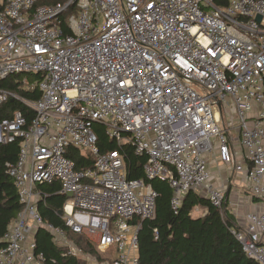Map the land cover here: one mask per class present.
Here are the masks:
<instances>
[{
	"label": "built area",
	"instance_id": "built-area-1",
	"mask_svg": "<svg viewBox=\"0 0 264 264\" xmlns=\"http://www.w3.org/2000/svg\"><path fill=\"white\" fill-rule=\"evenodd\" d=\"M41 1L0 0V107L17 101L33 112L29 124L20 110L0 121V143L19 141L7 174L22 206L0 238V264H46L35 252L38 229L65 243V231L37 211L38 184L56 182L71 195L61 211L65 229L99 253L113 249L107 264H138L133 222L154 216L153 180L170 188L173 213L193 191L224 216L212 159L242 174L264 203V0ZM70 6L66 33L60 18ZM14 76L39 98L1 87ZM32 76L39 79L28 85ZM94 125L146 156L144 178L127 179L118 150L100 152ZM70 147L91 167L75 169ZM240 154L244 163L236 164ZM231 234L264 264V212L247 213Z\"/></svg>",
	"mask_w": 264,
	"mask_h": 264
},
{
	"label": "trees",
	"instance_id": "trees-1",
	"mask_svg": "<svg viewBox=\"0 0 264 264\" xmlns=\"http://www.w3.org/2000/svg\"><path fill=\"white\" fill-rule=\"evenodd\" d=\"M68 0H42L41 5H64ZM225 4V0H219ZM220 4V3H219ZM68 7L66 13L73 10ZM64 32L67 31L65 16L60 18ZM22 76L9 77L1 82L3 89L15 92L28 101L39 98L37 90L25 91L22 89ZM27 84L36 83L38 76L27 77ZM14 110L22 111L27 124L33 118V112L17 101H8L0 107V121L9 119ZM97 133V146L100 152L105 153L118 150L124 161V169L128 180L144 178L143 166L147 158L144 155H135L130 145L117 146L116 143L105 137L100 125H94ZM19 154V141L0 143V238L8 226L22 211L12 179L7 174V165L14 164ZM65 156L70 159L75 169L88 168L92 165L90 157H84L74 148H67ZM157 193L155 211L152 219H145L133 223L139 224L137 231V258L138 264H257L247 258L238 241L231 234L237 228L235 218L227 213L226 203L224 216L214 208L206 198L190 191L182 198L176 213L170 207L172 192L165 182L153 180L150 182ZM41 194L37 204V211L45 224L61 228L72 238L75 245L84 253L96 258L97 264L103 262L95 246L84 237L67 231L64 227L62 206L66 200L61 194L56 182L36 185ZM205 210V215L193 218L194 208ZM51 234L45 229L36 231L34 242L35 252L44 256L46 264H87L83 259L68 256L64 250L57 247L52 241ZM104 255V254H103ZM108 256V252L105 254ZM109 257H107L108 259Z\"/></svg>",
	"mask_w": 264,
	"mask_h": 264
},
{
	"label": "crops",
	"instance_id": "crops-1",
	"mask_svg": "<svg viewBox=\"0 0 264 264\" xmlns=\"http://www.w3.org/2000/svg\"><path fill=\"white\" fill-rule=\"evenodd\" d=\"M233 150L234 151L239 150V146L237 145V143L233 144ZM242 160H243V158L241 157V154L237 155L235 157L236 164L244 163V162H242ZM209 169H210V172L212 175L211 185L215 186V187L222 188L225 190L226 202H227V198H228V200H229V202H228L229 206L228 207L233 208V209L231 208L232 214L235 218L237 226H240V227L243 226L244 217L247 213L264 212V203L257 201L251 197V195L249 193L248 185L245 181V177L242 174L233 173L232 166L221 165L217 161L210 159ZM37 191H38V193H40L39 190H37ZM64 197L66 198V200L62 206V210H63L64 205L67 204L69 202V200L71 199V197L69 198L65 195H64ZM205 213L206 212L204 209L196 207L193 209L191 215L193 218H199V217H203L205 215ZM58 215H60V214L58 213ZM61 216H62V214L60 215V217ZM35 234H36V232L34 233V237H35ZM64 242L65 243L63 244V246H59V245L55 244V242L53 241V243L57 247L64 250L65 253H66V251L71 250V249L77 250V251H79V254L76 255V258H81L85 262H88L90 264H97L98 263L96 258H93L89 254L81 251L75 245L74 241H72V238L68 237L66 231H65ZM109 251H110V255H111V258H110V261H111L115 257V251L113 249H111ZM98 254L103 255V253H99V252H98ZM108 257H109V254H108ZM100 264H104V262H101Z\"/></svg>",
	"mask_w": 264,
	"mask_h": 264
},
{
	"label": "rangeland",
	"instance_id": "rangeland-1",
	"mask_svg": "<svg viewBox=\"0 0 264 264\" xmlns=\"http://www.w3.org/2000/svg\"><path fill=\"white\" fill-rule=\"evenodd\" d=\"M73 13H74L73 10H71V11L68 12V13H66V12L63 13L62 16H65V20H67V19L69 18V16L72 15ZM228 202H229V200H228V198H227V203H226L227 209H226V212H227L228 214H229V213L232 214V209H233V208L231 207V208H232V209H231V208L228 207V206H229V205H228ZM232 215H233V214H232ZM233 217H234V216H233ZM108 254H109V258H108V259H107L108 256H105V254H104V255H101L102 259H104V260H103L104 264H107V263L110 261V258H111L110 251L108 252ZM93 258H94V257H93ZM87 264H90V263L87 262Z\"/></svg>",
	"mask_w": 264,
	"mask_h": 264
},
{
	"label": "water",
	"instance_id": "water-1",
	"mask_svg": "<svg viewBox=\"0 0 264 264\" xmlns=\"http://www.w3.org/2000/svg\"><path fill=\"white\" fill-rule=\"evenodd\" d=\"M256 20L259 22L260 21V17L259 16H257L256 17ZM65 196H67V197H71V195L70 194H66ZM60 215L62 214L61 212H58Z\"/></svg>",
	"mask_w": 264,
	"mask_h": 264
}]
</instances>
